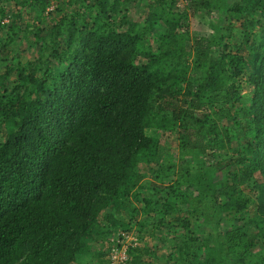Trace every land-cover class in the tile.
I'll return each mask as SVG.
<instances>
[{
	"label": "trees",
	"instance_id": "1",
	"mask_svg": "<svg viewBox=\"0 0 264 264\" xmlns=\"http://www.w3.org/2000/svg\"><path fill=\"white\" fill-rule=\"evenodd\" d=\"M138 1L0 0V264H264V0Z\"/></svg>",
	"mask_w": 264,
	"mask_h": 264
},
{
	"label": "rangeland",
	"instance_id": "2",
	"mask_svg": "<svg viewBox=\"0 0 264 264\" xmlns=\"http://www.w3.org/2000/svg\"><path fill=\"white\" fill-rule=\"evenodd\" d=\"M147 3H152L153 0H145ZM143 2V0H139L138 2H136V4H133V6L131 7V11H130V16L132 18V20L134 21H140V17H142V15H144V8H145V4L146 2ZM171 1V0H170ZM60 3V2H58ZM187 3V0H175V5L178 9H181V6H183L184 4ZM54 5H51L50 8L48 9L49 11H52L54 9ZM158 9V5H156L155 7H153L152 9V13H155L156 10ZM211 18L212 15L206 16L203 13H199L196 14L194 17H189V28H190V35L191 37H199L205 34H208L210 32V29L208 27V23L211 22ZM25 20L30 21L28 19V17L25 18ZM8 20H3V23H7ZM4 36V33H0V39H2ZM18 38L17 40V44H18V48L20 49V51H23V49L25 48V42L24 40H21ZM21 60L25 61L28 60L31 55L30 52L26 53V54H22ZM140 61V60H139ZM1 71H4V65H2V67L0 68ZM11 82H7V85H10ZM169 143H167L168 145ZM166 145V146H167ZM201 234H203V231H200ZM113 235L111 237H109L108 239H106V241L101 238L100 241H96V242H92V244L90 245L89 249L90 252H88L87 256H91V254H94L95 250H98V248H103V246L105 245L106 247L108 246V244L110 243L112 246H114L118 240V232H114L112 233ZM134 238H136L134 236ZM137 239V238H136ZM171 246V244H169ZM162 248V247H161ZM162 250V249H161ZM85 256H80V257H76L75 259V263L74 264H89L85 261ZM97 264V263H95Z\"/></svg>",
	"mask_w": 264,
	"mask_h": 264
},
{
	"label": "built area",
	"instance_id": "3",
	"mask_svg": "<svg viewBox=\"0 0 264 264\" xmlns=\"http://www.w3.org/2000/svg\"><path fill=\"white\" fill-rule=\"evenodd\" d=\"M121 236L123 239L121 240L118 237L116 244L111 246L107 257L109 264H125L128 260L127 248L131 244L136 246L137 239L133 235L121 234Z\"/></svg>",
	"mask_w": 264,
	"mask_h": 264
}]
</instances>
